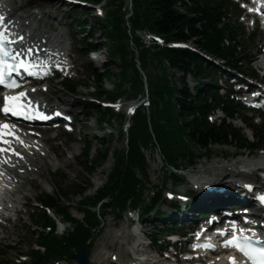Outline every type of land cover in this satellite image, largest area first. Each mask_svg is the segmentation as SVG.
<instances>
[{"label": "trees", "instance_id": "16d2710c", "mask_svg": "<svg viewBox=\"0 0 264 264\" xmlns=\"http://www.w3.org/2000/svg\"><path fill=\"white\" fill-rule=\"evenodd\" d=\"M190 1L191 6L184 0H132L133 15L130 17L131 27H129L126 13L122 8L125 0H111L107 11V25H103V28L108 33L112 51L121 61V69L117 73L110 70L101 72L96 69L95 78L99 85L96 87L95 95L99 98L113 99L125 92L126 82L140 89L146 75L153 105L150 111L140 110L134 118L135 124L130 131L129 145L124 150L115 152V164L109 173L108 184L98 190L94 196L85 195V188L80 191L81 209L84 211L82 220L74 217L65 206H61L59 197L50 194L40 196L39 199L44 204L55 205L66 218L75 222V226L63 238L41 231L37 237L44 249L33 246L30 248L29 253L33 257L30 264H53L54 259L72 257L75 252L89 245L94 239L95 225L100 223L101 219L89 206L95 204L101 197L110 195L112 201L107 204V209L114 213L123 212L128 205L136 207L142 204L146 184L139 177L138 172L149 181L146 152L158 148L167 165L179 169L181 166L178 163L182 160H188L191 165L195 164L198 157L195 147L205 149L210 157L213 155L212 145L229 146L236 143L242 148H247L264 144V128L259 130L260 142L252 143L232 127L223 128L211 124L206 115L213 101L209 100V93L198 86L193 94L185 76L171 79L166 66L169 63L171 68L179 72L191 71L197 77H205L211 74L204 68V64L216 68L213 64L188 49L161 47L153 51L136 35L139 29H150L164 36L167 41H191L204 52L215 57H224L229 64L243 69L241 59L244 55H240L241 52L232 42L236 39L237 29L228 21L229 0ZM182 7L186 12L180 9ZM85 11L90 18L91 12ZM226 35L230 39L229 44L224 40ZM131 37L139 50V61L130 50L128 41ZM150 58L158 62V70L155 72L149 71ZM139 64L143 71L139 68ZM112 79H114V89H103L102 86ZM206 88L211 87L207 85ZM69 89L75 88L70 86ZM212 95L215 102L223 103L222 99L216 98L215 93ZM224 104L230 109L234 107L229 101H224ZM96 107L100 119L112 114L110 110L104 111L100 106L96 105ZM101 143L104 149V152L100 153L103 162L107 158L108 147L105 141ZM167 174L176 181L181 180L173 170L168 171ZM73 194L79 195L77 191ZM61 196L69 198L71 192H63ZM162 197L161 189L157 197L153 198L152 204L145 205V212L159 203ZM32 220L37 226L54 225V221L45 211L32 215ZM35 232L36 230L33 229L34 235Z\"/></svg>", "mask_w": 264, "mask_h": 264}, {"label": "rangeland", "instance_id": "374dc122", "mask_svg": "<svg viewBox=\"0 0 264 264\" xmlns=\"http://www.w3.org/2000/svg\"><path fill=\"white\" fill-rule=\"evenodd\" d=\"M28 0H18V2H25L27 3ZM43 2L42 7L38 6L36 7L40 11L36 10L38 14H51L52 19L44 18L43 21L39 23L41 26V31L44 33H54L57 34L59 32H64L67 34V37H69V44L68 47L72 48L73 57L76 59L77 63V77L76 79H73L75 83H82L76 90V94H73L69 91H67L63 84L61 83L62 78H57L55 80L50 81L48 84L50 85H56V90L59 91V95H54L51 92L46 93V96L49 97H59L64 96L67 98L65 101V105L69 108H71V112H73L78 121V125H85L86 135L83 136L85 133H78L67 135L65 133L61 134L60 137L57 140H52L51 143L54 145H57L53 147L55 150L57 148H60L64 151L65 158L70 159L71 163L69 166H62V167H55L54 163L52 164V160L50 161V166L47 169L46 173L43 174V176L39 177L38 180H36V187L33 189L32 192L24 191L20 194H16V199L18 202L15 204V207H18L22 210L21 216H19V219H16V216L12 215V221L10 223H7L4 225L0 230V264H13L14 262L20 261L19 259V253L21 252H27L30 248V245L32 243H35L36 238L32 237L30 234V229H28V226L30 224L29 222V213L30 211H36L38 212V209L36 208V199L37 197L43 193L47 192L50 194H55V190L57 187L62 188V190H68L73 191L76 189H80L82 185L90 179L91 185L86 190V194L93 195L96 193L97 189H99L105 182H106V175L108 172H110L114 166V155L113 152L117 151L119 149L123 150L126 146L125 139L120 136V134L117 132V129L120 126V120L114 119L113 120V126L115 128L113 135H110L109 127L104 125L103 127L98 126V124L95 122L94 117L86 120L85 119V110L84 108H87L88 111H93L92 108V102L94 101L91 88L92 82H88L85 78V74L87 73V63L91 62L94 66V68H97L101 71H105L109 69L111 72L117 73L120 70V60H115L113 55H111V52L109 51V42H106V34L103 32L102 29H98L97 31L92 30V27L94 25L99 26V21L95 17L97 12L94 13V17L87 18V28L85 32H81V27H79L77 24H75V19H84L83 15V6H72L70 3H66L63 0H40ZM129 4V1L126 2V5ZM22 5V4H21ZM32 9L37 6L35 3L30 4ZM27 7V8H30ZM26 8V9H27ZM29 9V12H31L32 9ZM104 8V7H103ZM236 9V8H234ZM35 9H33L34 11ZM44 12H43V11ZM231 14V20L235 24H240V20L237 21V14L236 10L232 11ZM24 13V12H23ZM26 14V13H25ZM32 21L36 22V17H32ZM58 22L63 23V25H58ZM52 26L54 29H52ZM70 28L68 29V27ZM243 26V25H242ZM81 29V30H80ZM91 30L93 31L92 34H94V44L98 47L97 52H93L88 58L84 57L80 54L79 48H78V41L81 40L84 33L85 35H90ZM246 34L243 38L240 39L241 44L249 45V53L252 56H256L259 59L261 57H258L259 54L264 53V37L259 35V37L252 41L249 38V31L245 28ZM73 32V33H71ZM72 40V41H71ZM158 66V62L150 58L149 60V69L153 72L156 67ZM252 67L257 66V63H253L251 65ZM133 72V71H131ZM75 78V76H74ZM77 80L84 81L86 80L87 84L90 85L84 86V82H78ZM113 81L106 83L104 87L110 89L113 87ZM194 84H191L193 86ZM127 87H130V84H126ZM131 89V87H130ZM127 91H129V88H127ZM105 100V99H102ZM69 110V109H68ZM252 113L249 111H242L238 115V119H235L231 121V123L236 126L237 128H243L245 135L252 140V130L247 129L244 127V124L241 121V118H244V116L250 117ZM263 118L264 123V114L260 115ZM259 118H256V120H253V124H256L255 126L259 127L261 125L258 124ZM227 122H230V120H227ZM261 123V124H262ZM56 132L48 133V136L54 135ZM99 136L100 138H106L109 140L108 147L110 150V153L108 154L106 162L101 165L97 166L94 171H89L87 168V165H85L84 158L81 157V151L84 146V142L87 139H92L94 136ZM85 138L84 140L81 138ZM81 138V139H80ZM53 145V146H54ZM66 150V151H65ZM195 151L197 154H202L205 152L204 149H201L199 147H195ZM236 151V148L232 147H225V146H214L213 152L214 156L211 159H207L206 157H203L201 159L197 160V163L195 166L191 167L189 171L186 172V175L190 178V172H195L197 175L199 174V170H205L208 169L213 164H222L224 162H230V163H237L239 167H242L241 162L249 160H253L257 158L260 154L264 153V150L258 152L255 154V156L247 157L246 154L248 151H246L245 155L240 156H234V153ZM54 152V151H52ZM73 154L77 156L76 159H74ZM52 156L53 161L57 158L54 157V153L50 154ZM95 155V154H93ZM147 157L149 160V172H150V182L151 185L158 184L161 186V184L165 183L166 179L163 173V166H164V160L161 156L160 151L154 150L153 152H148ZM183 167H188L187 161L180 162ZM75 167L77 171L80 172L81 175L77 176L75 173L71 171V168ZM72 172V173H71ZM76 175V176H75ZM224 177L228 178H234L228 174H226ZM48 178V179H47ZM50 178V179H49ZM99 180V181H98ZM174 186L171 182H168L166 185L167 189H171V187ZM189 185H183L180 188L174 190V191H184ZM173 190V189H172ZM28 193L27 197L26 194ZM82 195L80 196H70L68 199L63 198L61 200L62 204H65L69 207V209L72 211V213L81 218L82 213L78 210L79 207V201ZM27 201L28 208H25L22 206V204ZM162 208L164 210H168L169 207L166 205H163ZM27 211V212H26ZM127 216L118 217L114 214H108L105 218V221L102 224L101 231L99 234V237L97 241L94 243L92 248V254L91 258L94 260L95 254L99 251L108 252L106 258H101L97 262L94 261L92 264H99L104 261H108L111 258L112 255H114L111 252H117L120 251L121 248H123V243H127V240H129V232L126 227L127 222ZM163 223L159 222V226L162 227ZM150 233L153 232L152 228H149ZM120 234V238L118 236V240H115V244L111 248V250L108 249L106 243L109 241V239H112V234ZM111 235V236H110ZM9 245V246H7ZM121 246V247H120ZM126 247V246H125ZM130 247V246H129ZM120 253V252H118ZM116 255V254H115ZM129 260H133V258L129 255ZM67 264V263H66ZM68 264H77L75 261L70 262Z\"/></svg>", "mask_w": 264, "mask_h": 264}, {"label": "bare ground", "instance_id": "6f19581e", "mask_svg": "<svg viewBox=\"0 0 264 264\" xmlns=\"http://www.w3.org/2000/svg\"><path fill=\"white\" fill-rule=\"evenodd\" d=\"M35 3L37 6H35V9L33 5L30 6V4ZM71 3V2H69ZM22 4V5H21ZM68 4V3H67ZM43 2L40 0H29L27 3H19L17 0H4L1 4V7L3 8L4 12H7L9 14L10 19L15 23L16 29L21 30L18 33V36L21 34L24 35V39L27 43L32 45H37L41 48H47L52 49L55 52L64 51L66 50V35L64 33H59L57 35H47L44 34L38 25V22L42 21L45 17L52 19L51 14H38L35 12L36 10L40 11L36 7L40 6L42 7ZM32 9L31 12L28 11V13L22 14L21 12L25 11L27 7ZM43 11V10H42ZM44 12V11H43ZM35 16L37 18V23L33 22L30 17ZM64 67H69L70 71L73 68V63L75 62L74 59L71 57L68 59L63 55V58L61 60ZM261 62H259V65ZM50 90L53 93H59V91L56 90V85H51ZM59 95V94H56ZM67 98L64 96H59L55 102H58L63 105H67L66 101ZM72 108V107H71ZM67 108V110L71 109ZM17 136H19V140L15 141L11 144V147L15 151L21 148V151H19L20 156L13 153V156H6L5 158H8V162L16 163V167L13 168L8 175H10L13 180H17L18 182V190L20 193L24 191L32 192L33 189L36 187V179L40 176H43L44 172L47 171L49 167V163L52 160V164L54 163L55 167H62V166H69L71 161L70 159H66L64 151L60 148H57L55 150L52 146L47 145L46 138L44 137V133H41L40 135L32 136L28 133L27 130L22 131L17 129L15 131ZM20 141H23L21 143ZM54 151V154L56 155L57 161L51 158L50 153ZM66 151V150H65ZM43 154V155H42ZM73 157L76 158V155L73 154ZM250 160V159H249ZM51 164V165H52ZM264 167V154L257 158V160L251 162L246 161L245 165L240 167H236L235 163H222V164H213L208 168L206 172L203 173V175L198 178L197 183L200 185H204L208 182H211L209 180H215V179H224L228 180L231 185V182L235 180V187L231 188L236 190L239 193H242L244 191L238 183L242 181V183H256V179L259 177L255 171L261 170ZM249 170L252 172L251 175H245L242 173V170ZM71 171L75 173L77 176L81 175L79 171L76 170L75 167L71 168ZM71 172V173H72ZM209 173V174H208ZM226 174L235 177L234 178H226L224 177ZM75 175V176H76ZM48 179V178H47ZM50 179V178H49ZM240 180V181H239ZM99 181V180H98ZM228 182V183H229ZM26 194V193H25ZM111 236V235H110ZM120 238V234L113 233L112 239H109L107 241L106 245L109 250L113 247L115 244V240ZM118 240V239H117ZM121 247V246H120ZM128 248L124 247L120 249V253H117L118 256V262L120 264H127V254ZM108 252L99 251L95 254L94 260H90L91 263L94 261H98L101 258H106ZM129 259V257H128ZM109 261V260H108ZM106 262V261H104ZM100 264V263H99Z\"/></svg>", "mask_w": 264, "mask_h": 264}, {"label": "snow or ice", "instance_id": "6c2138e0", "mask_svg": "<svg viewBox=\"0 0 264 264\" xmlns=\"http://www.w3.org/2000/svg\"><path fill=\"white\" fill-rule=\"evenodd\" d=\"M256 10L259 11V9ZM3 19L4 17L0 15V22H2ZM18 39H22V37H19ZM5 41H8L9 44L14 43L9 40V37L5 35L4 32H0V84H7V87L15 88L17 87V82L14 79L6 78V73L10 74L11 72L18 71L21 68L30 71L34 67V64L23 58L24 52L14 51L10 53V51L5 47ZM31 51V49H27L29 55L31 54ZM10 55L15 63L9 62L8 57ZM25 95V92H19L16 95L5 96L3 111L5 113L11 112L13 115L17 116L30 117V112L26 109V106L21 99ZM39 115L41 118L47 119L44 113H39ZM11 127L12 126L7 123H0V140H3L5 135L16 136L15 132L9 131ZM16 139L19 140V136H16ZM20 142L23 143V141ZM0 151H4V149L0 148ZM13 151L15 150L13 149ZM16 154L19 155V153ZM246 187L251 189L252 185H247ZM259 199L261 202H264V194H261ZM223 243L225 246H235L245 257L251 260L252 264H264V246L253 244L248 237L245 236L241 239L238 236H233L231 239L223 241ZM204 246L215 247V245L210 243L205 244ZM230 259L232 260V264H239L234 257H230Z\"/></svg>", "mask_w": 264, "mask_h": 264}, {"label": "water", "instance_id": "95a60500", "mask_svg": "<svg viewBox=\"0 0 264 264\" xmlns=\"http://www.w3.org/2000/svg\"><path fill=\"white\" fill-rule=\"evenodd\" d=\"M88 250L89 247H86L83 250L76 253L74 257H76L82 264H88V255H87Z\"/></svg>", "mask_w": 264, "mask_h": 264}]
</instances>
